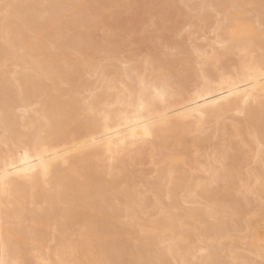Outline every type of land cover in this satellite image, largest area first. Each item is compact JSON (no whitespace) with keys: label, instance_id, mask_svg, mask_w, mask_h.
I'll return each instance as SVG.
<instances>
[{"label":"bare ground","instance_id":"1","mask_svg":"<svg viewBox=\"0 0 264 264\" xmlns=\"http://www.w3.org/2000/svg\"><path fill=\"white\" fill-rule=\"evenodd\" d=\"M39 1L40 0H0V5L14 6L7 10V25H5V13L0 17V52L4 51L2 52L3 54L5 53L4 49L14 50V53H11L9 59H15L20 68L17 80L11 82V84L16 85L20 90V101L9 98L13 100V102L8 101L6 103L4 99L5 93L2 72L5 60L3 59L4 61H2L3 65L0 63V129L2 131L0 134V174L8 176V187L6 189H0V260L3 261V264H69V261H73L74 264H96V262L101 259H107L109 257L116 258L126 253V255H128V252L132 253L129 254L132 258L130 260L132 261H144L147 255L150 256V253H155V251L144 248L143 246L138 247L136 243H134L136 248H132L134 247L132 242H130L129 245H133L131 249L136 251V253L134 252L136 255H133L132 250L127 251L129 249L127 247L129 238H127V240L125 236L133 237L134 235V232H129V229L126 235H122L127 242L122 241L123 237L117 234L118 240L115 242L109 237H102L100 235L102 231L95 228L96 223L93 227L91 226V220L88 218H85L86 220L84 222H79L80 220L78 218L80 216L79 213L81 211L83 212V210L85 211V207L87 206L86 204L80 206L81 202L84 203L89 200L87 194H89L90 188L88 185H85L87 184L85 181L88 182L89 170H92V172L94 170L97 175H100L103 173L104 169H106L108 175L113 178L109 184L116 187L115 184L117 181L125 174V168L139 161L145 151L148 152L145 150L147 149L146 145L138 150L134 158H130L126 155H119L118 153L123 150V145L130 144L134 135H141L145 124L159 123L163 118L173 125L172 132L170 135L158 136L156 140L151 142L149 144L150 148L148 153L150 161L154 164H158V167L160 165L157 169V180L154 183L149 182V184H147L148 182L146 180L144 181V172L141 173L139 171L138 173L141 174L140 178L144 181V187H149L146 189L147 191L141 193V191L136 192L130 190V187L128 188L129 178H125V180L123 179L124 181L122 180V190H124V187L126 189L115 193L114 200L118 201L121 206L126 205L133 208V215L136 217L138 223L144 225L145 223L142 222L144 217L142 218V215H146L144 210L146 207L148 208L147 203L149 195H153L156 199L154 207L157 204V200L162 202V193L167 198L171 196V200H173L171 205H166L164 203L166 206L183 210L184 206L182 205V208L179 204V200L182 198H179L181 196H179V192L183 189H185V193L189 195V203H195L196 197L205 199V196L209 193L217 194L210 199L206 198L207 201L209 200L208 207L199 209L197 215L204 218L209 213H213L217 215L221 221L220 227L204 234L205 244L214 249L213 259L221 264L225 259H222V254H224L222 253V251H224L222 247L227 244H225L226 241L222 234L227 232V230H225L227 228H224L225 218L226 224L229 222L228 220H230L227 210L230 204L227 205L225 200L229 199L228 196L231 195L235 188L230 189L229 187L228 195L224 197L219 196L220 193H223L224 189L212 192L211 185H214L221 158L228 160V156L226 150L213 147L214 155H211L212 158L210 156V160H206L207 164H205V166L207 165V172L209 174L208 178L205 181L195 180L192 176V172L190 176H187L189 173L185 174V172H187L185 171V166H190V169L192 168L191 166L197 163L195 161L193 162L185 151V148L188 146H185L187 143V135L192 132H202L204 128L199 126L198 117L185 121L179 118L177 114L187 111L189 108H196L208 115L209 120L207 124L215 123L218 125L223 120L222 118L229 114L238 115L237 107L238 104L242 103L245 90L256 97H259L261 92L264 91V77H262L260 73V64L261 61L264 60V51L256 55L257 51H259L258 49H264V32L261 29V12L254 9L251 11L249 8L246 10L244 9L246 7H240L242 1L239 3V0H217L216 4H213L214 6L216 5L215 9L223 5H237L238 7L230 8L223 6L220 9L223 13L222 16L224 15V18H226V23L224 20L222 24L219 23L220 32L217 31L219 35H217L216 43L217 45L219 44L220 49L224 51H215L214 55L211 54V57H204V61L202 60L203 70L214 86L211 93L205 92L202 97L194 96V87L186 93H177L174 97L169 95L164 101L157 99L151 109L145 108L141 111L139 103L129 108L124 104L125 90L128 92H135L137 95L142 92L145 96L151 98L156 95V92L161 91L163 85L158 75V70L147 73V67L145 66L148 65L149 62H143L145 64L144 70L141 69L143 66L140 67L139 64L138 67H131L127 71H125L124 67L121 69V66L120 68L118 66L106 79L101 78L98 80L101 92L99 90V93L95 94L102 102L109 105L105 112V116L101 118L98 115L92 116L87 114L86 110L77 103L67 105L64 102H59L60 100L57 99L59 96L55 95V89L59 88V86H56L57 84H62L60 81L56 82L55 88L50 89L52 92H55L54 95L49 92L42 100L39 98L40 101L31 102L29 100L31 96L38 92L35 87L36 81L34 74H46L50 70L47 64H37L35 62L34 53L38 51L36 43L37 38L32 36L27 39V34L29 32L34 33V29L31 28L33 27L34 21L38 19L41 12L44 11L41 8L34 7L40 5ZM43 1L45 3L48 1L50 4H62L65 0H42L40 2ZM88 1L89 0H80L78 4H86ZM167 2L164 3L167 4ZM206 8L207 7L203 6L200 13L203 14ZM201 14H199L198 17ZM205 21H209V17L206 15L199 17V22ZM177 22L178 21H176V23ZM50 41L51 40H49V42ZM234 41L239 42L233 43ZM45 43L46 42L41 41L39 48H42L47 53L48 57L52 58L53 55H49V48L48 50L44 48L46 45ZM225 43L230 44L227 49L221 47V44ZM233 52L243 53L242 56H240V60L238 59L233 71L231 70V72L229 71L219 75H213L212 73V75L207 74L206 71L208 70L206 68L211 67L210 69L208 68L210 71L216 66L215 64L220 63L221 65L223 59ZM249 65L251 66L250 72L247 70ZM219 72L221 71L219 70ZM78 82L80 83L81 81H74L73 84H78ZM118 85H120L121 88H118ZM75 87L77 88L78 86L76 85ZM115 89H118V92H114L115 94L111 93V91H115ZM8 91L10 92V90ZM230 91L238 92L239 95L229 96ZM92 92L94 93V91ZM224 97H228V99L226 100ZM193 101L194 103H192ZM122 104L123 107H121ZM5 112L7 113V117L4 115ZM165 113H167V115H164ZM243 115L244 118L242 117V120H233L234 124L232 128L222 123L221 127H217V131L220 133L222 132L221 135L227 133L228 136L242 137V135H245L247 139L250 138L248 145L250 148H252L253 145L255 146L254 160H256V162L253 161L259 163L262 167L259 168L260 170L256 168L258 171H252L255 173L254 176L247 175L248 178L245 189L248 195L252 194V197L257 195L258 198L256 200L258 201L261 199L263 202L264 150L262 148H264V140L259 136L253 137L250 135V128L255 127L258 129L260 127L262 120H264V112L261 111L257 103L252 105ZM80 116L85 117L83 118L85 122H83L84 120L82 121L83 123L81 122L82 118ZM80 122L84 124L81 128L77 127ZM42 132L54 136L55 148L60 150L63 157L73 161L71 167L66 168L62 163L57 166L49 175L47 182L44 181L39 163L34 161L31 156L29 160L25 162L22 157V152L20 151V148L26 140L34 141L35 137ZM100 137H103L102 143L99 140ZM93 141H95V143H93ZM202 141L203 140L197 136L191 141V145L198 146ZM171 142L172 144L169 145ZM109 144H111V151L114 154V161L112 163H109L110 160H113V157L108 155ZM251 152L252 150L250 151V149L249 151L244 150L240 153V156L243 158H239L240 160H237V163H232L231 161L233 165L229 167V169L234 172L232 180L241 177L238 175H243V173L241 174L240 172V166L242 163L244 164L245 161H249L250 156L251 158L253 157ZM97 160L101 161L103 166L102 164H99V166L96 165V163L93 164V162ZM232 160H234V158ZM12 164L16 165L15 170L9 167ZM216 164H219V166L217 167ZM6 168H8L7 173H5ZM22 168L32 169V172L29 174L35 176L34 182L29 183L22 178L23 174H16L17 171ZM95 173L94 176L97 178ZM251 177L255 180L254 185L248 181ZM105 193L106 187L103 186L97 189L96 195L104 197ZM217 196H219V199ZM110 202L108 204L113 207V204ZM183 202L185 201L183 200ZM141 203L143 204L142 208L139 207ZM237 204H239V202ZM61 205L64 207L66 206V208H62ZM260 207L261 204L257 212H261L262 217L260 221L249 222L247 226L244 225L245 230L248 229V235L244 238V241H247L248 249L252 254H255V258L256 256H264V208ZM95 212L93 216L96 215L95 218L100 219L103 212L100 210L98 211V209ZM117 213L119 215L123 213V219H125V221L128 219V213L123 207L120 208ZM75 219L78 221L77 223H74L76 222ZM245 222H243V224ZM99 224L97 223V225ZM123 224L127 226L124 221ZM147 224L148 225L144 226H159L161 230H163V228L167 226V221L165 219L151 220ZM75 226L77 227L76 233H73ZM111 226L113 225L111 224ZM51 227H53L52 236L49 234L51 233L49 232V228ZM176 227L179 228V225L177 224ZM115 229L113 230L114 232ZM223 229L225 232H222ZM70 233H73V235L78 234L79 238L77 239H79V241L77 240L75 243L69 244L67 241L69 239L65 236ZM50 238L52 245L45 247V242H48ZM236 238L233 243L230 242V244L226 246L228 251H224L229 253H225V257L227 254L228 257L230 255L232 264H238V257H236L235 252L239 246H237V248L235 246L236 244L239 245L241 238H237V240ZM235 241H237V243ZM111 242H115V245ZM109 243L112 245H109ZM108 246L111 248L113 247L112 250L111 248H107ZM107 249L111 250L109 254L111 256L106 253L107 251L109 252ZM155 255V259H157L158 256L156 253ZM152 256L154 255L152 254ZM245 257L244 260L242 259L244 263L245 261L248 262L247 257ZM167 258L172 260V264H175L177 260L183 261L186 257L177 254L174 257ZM150 259L153 260V258L149 257V260Z\"/></svg>","mask_w":264,"mask_h":264},{"label":"snow or ice","instance_id":"2","mask_svg":"<svg viewBox=\"0 0 264 264\" xmlns=\"http://www.w3.org/2000/svg\"><path fill=\"white\" fill-rule=\"evenodd\" d=\"M5 25L8 20V9L12 5H4ZM43 9L38 19L34 21V36L37 38L38 51L34 53L35 62L37 64H47L49 72L46 74L35 75V87L37 88L41 100L45 97L49 89L55 88L57 81L62 83V87L55 89L56 95L61 97L67 105L73 103L79 104L86 110L87 114L99 116L103 118L109 105L102 102L95 93H86L78 90L73 82L81 81L83 78L99 80L107 78L119 65H123L125 71L130 67H134L139 62H150L154 69H158V75L162 82L161 91L156 92L154 97H147L142 92L137 95L135 92L125 90L124 104L129 108L139 103L141 111L145 108L151 109L157 99L164 101L169 95L175 96L177 93L183 92L187 87L190 74L186 71V56L183 48L179 43H173L166 39V34L171 27V20L165 16H152L140 30H123L109 32L107 27L106 13H99L95 10L109 6L91 5V4H45L34 6ZM123 7L135 8V5H125ZM146 7H162V8H182L190 7L187 5H162V6H146ZM236 8L237 5L224 6ZM248 8H255L256 5H247ZM262 17V31H264V0L259 5ZM85 19H90L92 25L97 29H104L108 32V38L99 46L95 45L89 35H86L85 28L82 27ZM219 20L217 26L219 27ZM226 23V18H224ZM188 27L184 30L189 35L196 32L199 35V28L202 23L198 24L195 17L190 19ZM184 32L180 35L183 36ZM52 41L51 49L55 53V57H48L47 53L39 48L40 42ZM234 41L233 43H238ZM191 44V40L189 41ZM230 44H221V47L227 49ZM193 51L197 57H201V53L196 50L193 45ZM68 53H71L69 56ZM202 58V57H201ZM198 78L195 84L194 96L202 97L205 92L211 93L213 84L203 70L200 60L196 63ZM247 70L251 71L249 65ZM3 87L6 103L9 100L10 82L16 81L20 73L18 62L15 59H9L7 53L3 65ZM260 73L264 77V60L260 64ZM202 81V83H201ZM222 86V85H220ZM239 95L238 92H229V96ZM228 99V97H224ZM194 103V101L192 102ZM259 104L261 111L264 112V91L259 97L245 90L242 103L238 104L237 114L243 115L254 104ZM123 107V104L121 105ZM5 117L7 113L5 112ZM164 115H167L165 113ZM179 118L187 121L199 118V126L207 127L208 115L196 108H189L187 111L177 114ZM173 125L161 119L159 123L145 124L141 135H134L130 144H124L123 150L119 155H126L134 158L138 150L150 144L161 135H170ZM250 135L259 136L264 140V120L260 127L250 128ZM99 140L103 141V137ZM95 143V141H93ZM23 160L26 162L30 156L34 161L39 163L42 169L44 181L51 172L61 163L67 168L71 167L73 161L61 155L60 150L55 148V137L47 133H40L35 137L34 141H25L20 148ZM108 155L113 157L109 163L114 161V154L111 151V144L108 145ZM7 163V162H6ZM16 169V165L9 166ZM8 168L5 169V173ZM32 169L22 168L17 171V175L23 174L22 178L29 183L34 182L35 176L29 173ZM234 172H232L225 158H221L219 170L217 171L214 186L223 188V193L219 196L226 197L231 184ZM8 187V176L0 174V189ZM244 195L243 190L240 193ZM214 193H209L212 198ZM219 196L217 198L219 199ZM168 205H171V196L168 198ZM124 208L128 213V219L125 221L127 227L134 232V238L137 246H143L149 250L155 251L158 258L151 261H129L119 258L101 259L96 264H172V260L167 257H174L177 254L184 255L183 261L177 260L175 264H219L213 259L214 249L205 244L204 234L220 227L221 221L217 215L209 213L206 217L201 218L197 215L199 209L208 207L207 200H201L196 197L195 203L185 202V208L173 209L166 206L159 200L152 210L154 214H158L156 218L165 219L167 226L161 230L159 226L145 227L142 223H138L133 215V208L126 205L121 206L117 201L111 211L115 215L120 208ZM139 207H143L141 203ZM228 213L231 220L232 229H238L240 221L243 219V209L239 204L228 206ZM179 225V228L176 225ZM211 243V242H209ZM198 249V250H197ZM0 264L3 261L0 260ZM69 264H74L69 261Z\"/></svg>","mask_w":264,"mask_h":264},{"label":"rangeland","instance_id":"3","mask_svg":"<svg viewBox=\"0 0 264 264\" xmlns=\"http://www.w3.org/2000/svg\"><path fill=\"white\" fill-rule=\"evenodd\" d=\"M40 1H42V0H40ZM40 1H39L40 5L50 4L48 1H46V3L44 1L43 2H40ZM79 1L80 0H72V1L71 0H65L62 4H64V5H74V4H78ZM216 1L217 0H210V1L209 0H207V1L206 0H89L88 3H86V4L109 6L107 8L102 7L100 9L95 10V11H97L99 13L109 14V15H107V27H108L109 32H111V31H123V30H140L143 27L144 24L149 22V20H150V18L152 16L159 17L162 14L167 16L171 20L172 23H171V27H170L168 33L166 34V39L168 41H170V42H173V43H179L180 46L183 48V50L185 52L186 59H187L186 60V71L190 74V79H189V82L187 84V87L183 91V92L186 93L187 91H190L191 89H193L195 84H196V80L198 78V73H197V70H196L197 61L200 60V62L203 63L204 57H206V58L207 57H211V54L214 55L215 51L216 52L224 51V50H221L219 44L217 45V43H216L217 35H219V32H220L219 31L220 25L218 27L217 26V22H218V18H220L219 23L220 24L223 23L224 15L222 16L223 13L221 12L220 9L224 5L222 7L220 6L218 9H215L216 5L214 6L213 4H216ZM240 1H242V2L240 3ZM164 2H167V4L164 3ZM152 3H155V4H152ZM239 3H240V7L242 6V8L246 7L247 5H256L257 7L249 8V10L252 11L254 9V10H258V12H260L259 5L261 3V0H245V1L244 0H239ZM163 4L164 5L165 4L166 5H187V6H190V7H182V8L146 7V6H153V5L154 6H162ZM125 5H135V6H138V7H135V8L123 7ZM203 6L207 7V8H206V11H203V14H201L200 11H201ZM244 9L248 10V7L244 8ZM5 10L6 9H5L4 5L1 4L0 5V17L5 13ZM177 10H178V12H177ZM204 12H206V13H204ZM219 13H220V15H219ZM199 14H201L200 16H205L206 15L207 17H209V21H207V22L206 21L205 22H199V17H200V16L198 17ZM193 17H195L196 20L198 19L197 20L198 24L202 23V25H203L202 26L203 29L201 27L198 29L199 30V35H197L196 32H193L191 35H189L187 32H184V30L188 27V23L187 22L190 19H192ZM221 17H222V19H221ZM176 21H178V22L176 23ZM90 22H91L90 19H85V21L82 24V27L85 28L86 35L90 36V38L94 42V44L99 46L108 38V32H106L104 29L95 28V26L92 25V23H90ZM28 25H29V23H28ZM31 28H33V27H31ZM261 29H262V24H261ZM217 31H219V32H217ZM181 32H184L183 36L180 35ZM27 35H25V36H27V39L31 38L32 36H34V34L32 32L31 33L29 32ZM263 35H264V33H263ZM190 40H191V44L189 43ZM48 42L45 43L46 45H45L44 48H46L47 50L49 48V55L51 54V55H53L52 57H55V53L50 48L51 47L50 43H52V41H50L49 43ZM182 45H184V46H182ZM193 45L196 47V50L201 53V57L202 58L196 56V52L193 51ZM4 50H5V53H3L4 55L2 54V52H4V51L0 52V58H1L0 59V63H1V65H3L2 61L5 60L6 52H7V55H8L9 58L11 56V53H14V50L12 51L11 49H9V50L8 49L7 50L4 49ZM258 50L259 51H257V54L255 53L256 55H258V53H261V51H264V49H258ZM242 54L243 53H238V52L231 53V55H228L227 57H225L223 59V61H222L223 63L221 64L222 66L220 65V63H217V64H215L216 66H214L212 68V70H210V71H209V69L211 67L210 68L208 67L209 69L206 68L209 71V72L206 71L207 74H209V75H212V74L213 75H219L221 73H227L229 71L231 72V70L233 71L234 67L236 66V64L238 62V59L240 60V56H242ZM68 55L70 56L71 53H68ZM188 63H190V64H188ZM138 64L140 65V67L143 66L141 68L142 70L145 69L144 68L145 64L143 62L137 63L134 67H138ZM120 66H121V69H123V65H119V68H120ZM145 67H147V73H151V71L153 72V71H157L158 70V69H154L152 63H150V62ZM219 70L221 72H219ZM87 79L88 78H86V77L83 78L81 80V82H80L81 84L78 82V84H74V86L77 85L78 86L77 89L82 91V92L93 93L92 91H94V93H99L100 86H99L98 80H96V79H88L87 80ZM56 86H59V88H60V87H62V84H57ZM119 86L120 85H118V88H121V86L120 87ZM9 90H10L9 96H11L9 98H11L13 100L16 99V100L20 101V98H19L20 97L19 96L20 95V90L18 89V87L16 85H14V84H11V82H10ZM49 90H48L47 93L50 92V94L54 95L55 92H52L51 90L50 91ZM100 92H101V90H100ZM114 92L117 93L118 89H115V91L114 90L111 91V93L115 94ZM39 96H40V94L37 92L35 95L31 96L29 98V100L31 102L40 101L41 98ZM11 99H9L8 101H10V102L12 101L13 102V100H11ZM57 99L60 100L59 102H63L61 97H57ZM19 101H15V102H19ZM28 114H30V113H28ZM28 117H29V115H28ZM80 117L79 118L81 119V122L83 120H84L83 122H85V119H83L85 117H82V116H80ZM242 117L244 118V115L242 116V115L229 114L228 116L222 118L223 120L221 119L222 121L218 125H216L215 123L207 124L206 128L203 127L204 129L202 130V132L200 131V132L189 133L187 135V143L185 144V146H187V145L188 146L185 148V151H186L187 155L190 156L191 160H193V162L194 161L197 162L198 164L196 163L194 166H191L193 168V170H192V168L189 169L190 166L189 167L185 166V171H187V172H185V174L189 173V175H187V176H190V174L192 172V176L195 178V180L205 181L208 178V176H209V174L207 172V165L205 166V164H207L206 160H208V159L210 160V156L214 155L213 154L214 153V148L213 147H216V148L222 149V150H226V153H227V156H228L227 158L229 160V161L227 160V164L229 165L228 167H231L233 165V164H231V161H232V163L233 162L237 163V160L239 161L241 158H243L242 156H240L241 152H243L244 150L245 151H249V149H250V151L252 150L251 155L253 157L251 158V156H250V158H249L250 159L249 161H252V162L245 161L244 164L243 163L241 164L240 172H241V174L243 173V175H238V176H241V177H237L236 179L231 180V184H230L231 186H229V187H230V189L231 188L232 189L235 188V190H233L231 195L228 196L229 199L225 200L227 202V205H229V204L232 205L233 203L237 204L239 202V205L242 207V209L244 211L243 212L244 213L243 219L240 221V225L242 227L240 226L236 230L232 229V225H231V222H230L231 220H228L229 222H227V224H226V218H225L224 228L225 227L227 228V229H225V230H227V232H225L224 229H223L222 232H225V233H222V232L221 233L223 234V238L226 241L225 244L227 243L226 245H223L224 247L228 246L230 244V242L233 243L234 239L236 237L237 238H241V242L238 240L239 241V245L236 244V246H235L236 248H237V246H239L237 248L238 251L236 250V252H235L236 257H238V260H240V261L237 260L238 264H247L249 262V260H250V262L248 264H254L256 262H257L256 264H264V256H262V255H261V257L256 256V258H255V256H254L255 254H252L249 251V249H248L247 241H244V238H246V236L248 235L247 234L248 229L245 230L244 225L247 226V224L249 222L260 221L262 216H261V212L257 213L259 211L258 207L261 204L260 208H264V201L262 202V200L259 199L258 201H260V202H258L256 200L258 198V196L255 195L257 197L253 196L254 197L253 198L252 194L248 195L247 192H246V189H245L246 188V183H247L246 181H247V178H248L247 175L248 176L249 175L254 176L255 173H253V172L260 170L259 168L262 167L261 165H259V163H255L256 162V160H254L255 159V156H254L255 155L254 154L255 153L254 152L255 146L254 145L252 146L253 149L250 148V146L248 145L249 142H250V138L247 139L245 137V135L244 136L242 135V137L241 136H237V137L236 136H228L227 133H225V135H224V133H223V135H221L222 132L220 133V132L217 131V129H218L217 127H219V126L221 127L222 123L224 125L226 124V126H228L229 128H230V126L232 128V126L234 124L233 120H236V119L237 120H242L243 119ZM80 123H78V125H77V127H79V128H81V126L84 125V124H82V123L80 124ZM1 133H2V131L0 129V134ZM216 134L218 135V137H217ZM197 136L199 138H201L203 141L198 146L191 145V141H193L194 138H196ZM216 137H217V139H216ZM171 144H172V142L169 145H171ZM146 148L147 149H145V150H147L148 152L145 151L144 155L141 157V159H139V161L133 163L132 166L128 165L127 166L128 168L127 167L125 168V171H124L125 174H123L120 177L119 181H117V183L115 184L116 187L114 185L109 184L113 180V178L108 175V172L106 171V169H104L105 172L103 171V173H101L100 175H97L94 170H93V172H92V170H89L88 179H87L88 182L85 181V183H87V184H85L83 182L85 185H88V187L90 188V189L88 188L89 189V194H87L88 195L87 197H88L89 200H87L84 203L81 202V204H80V206H82V204H86L87 206L86 207L84 206L86 208L85 211L83 210L84 213L82 211L79 213L80 216H79L78 219L80 221L76 218L79 222H82V221L84 222L86 220L85 218H88L89 220H91V226L94 227L95 223H96L95 228H97L100 231H102L101 234H100L102 237H109V238H111V240H114L115 242L118 240L117 239V235L118 236H122V235L124 236V234L126 235V233L128 232V229H129V232L133 233L131 228H129L127 226H124L125 224H123V221L125 222V219H123L124 218L123 217V213H122V215L121 214L119 215L118 213H116L117 215L116 214L114 215L112 213L111 209L114 206L117 205V201L114 200L115 193L124 191L126 189L124 187V190H122L123 189L122 183L125 180V178H127V179L129 178L128 179L129 180L128 188L130 187L129 188L130 190H134L136 192H138V191L140 192L141 191V193L146 192L147 191L146 189L149 188V187H146V186L144 187L143 184H144L145 180L148 182V183L146 182L147 184H149V182L150 183H154L157 180V177H158L157 169L160 167V165L158 167V164H154V163H152L150 161V159L148 157L149 148H150L149 144L146 146ZM262 149L264 150V148H262ZM237 155H238V157H237ZM212 156H211V158H212ZM233 158H234V160H232ZM98 161L99 160H97L96 162L94 161L93 164L96 163V165H98V166H99V164L101 165L102 162L99 161V162H101V163H99ZM102 166H103V164H102ZM218 166H219V164L217 165V167ZM256 168L258 170H256ZM139 171L141 173L144 172L143 173L145 175L144 181L140 178L141 174L138 173ZM251 172H252V174H251ZM89 173H91V174H89ZM94 173L97 175L96 176L97 178H95ZM114 175H115V173H114ZM89 176H91L92 178L89 177ZM98 176H100V177H98ZM131 176H134V177H131ZM142 181H143V183H142ZM248 181L252 185L255 184V180L252 177H251V179H248ZM106 183H108V184H106ZM103 186L106 187V193H105L104 197H100V196L96 195L97 189L102 188ZM222 189H223L222 187L221 188H216L214 185H211V191L212 192L213 191L214 192L215 191H219V190H222ZM242 190L245 193L244 195L240 194ZM185 192H186L185 189H183V190H181L179 192V196L181 195L179 198L182 197L181 200H179L180 201L179 204L181 205L182 208H183V206L185 208V202L186 201L187 202L190 201V199L188 197L189 196L188 193H185ZM105 196H107V197H105ZM152 196L153 195H151V196L149 195V197H148V203H149V204L147 203L148 208L146 207V209L144 210L145 211L144 213L146 215H142V218L144 217V219L142 220V222L145 223L144 225H148L147 223L150 222L151 220L152 221L153 220H159V218L156 219L157 214H154L153 211H152V209H154L155 200H156L155 197L154 196L152 197ZM161 198H162L161 199L162 203L163 204L165 203L166 205H168V198L162 193H161ZM185 198H186V200H185ZM206 198L210 199L209 198V194L207 196H205V199ZM205 199H201V200H205ZM253 199H255V200H253ZM183 200L185 202H183ZM89 201H91V202H89ZM93 201H94V203H93ZM108 201L109 202L111 201L110 203L113 204V207L110 204H108L109 203ZM172 202H173V200H171V204H172ZM96 203H97V205H96ZM190 203H192V202H190ZM102 204H103V206H102ZM208 204H209V200H208ZM225 205H226V203H225ZM61 206L64 209L66 208V206L65 207L63 205H61ZM88 207L89 208L91 207V208L89 209ZM97 209H98V211L99 210L102 211L103 214H104V215L102 214V217L100 219L95 218L96 215L93 216V214L96 213L95 211ZM82 218H83V220H82ZM76 219H75V221H76ZM78 221H76L74 223H77ZM103 221H107V222H103ZM120 221H121V223H120ZM99 222H100V224H99ZM243 222H245V223L243 224ZM97 223L99 225H97ZM111 224L113 226H111ZM50 225H52V224H50ZM114 226H115L116 229L114 228ZM51 228H49V230H50L49 232H51L49 234H51V236H52L53 227H51ZM76 229H77V227L75 226L73 233H76L75 232ZM114 229H115V232L113 231ZM73 233L72 234L70 233L69 235L67 234L65 236V237H67L69 239V240H67L69 242V244L75 243L77 240L79 241V239H77V238H79L78 234L77 235L76 234L73 235ZM221 233H220V236L222 235ZM125 237H126V239L129 238V241L127 243L128 244L127 247L129 249L127 251L132 250L133 251V255H136L135 254L136 251L134 249H131V246L134 245V247H132V248H136L135 246L137 245V244L136 245L134 244V243H136L134 235H133V237L132 236L131 237L125 236ZM125 237L122 238V241L127 242V241H125L126 240ZM237 238H236V240H237ZM242 239H243V241H242ZM50 240H51V238L48 240V242L47 241L45 242V245H46L45 247H49V246L52 245ZM224 240H223V242H224ZM115 242L114 243L111 242V243H113V245H115ZM130 242H132L133 245L132 244L129 245ZM235 242L237 243V241H235ZM111 243H109V245H112ZM224 247H222L224 249V251L227 250V247L226 248H224ZM107 248H111V247L108 246ZM112 248H111V250H112ZM107 250H109V252L107 251L106 253H108V255H109L111 253L110 252L111 250L110 249H107ZM224 251H222V253H224V254H222V259L225 258L224 259L225 261L223 260L225 263L222 261L221 264H232V261L230 260V255L228 257L229 253L228 252H224ZM130 253L131 252H128V255H126L127 254L126 253L125 255H121V256L116 257V258H119V259H125L126 258L127 260L132 261V260H130V259H132L131 255H129ZM225 253H228L226 257H225ZM152 254L154 256H152ZM245 255L247 257L248 262L245 261V263H244L242 261L244 260ZM263 255H264V253H263ZM109 256H111V255H109ZM148 256L149 255H147V257ZM121 257H123V258H121ZM132 257H134V256H132ZM147 257L144 258L145 259L144 261H147V260L150 261L151 259L149 260V257L153 258V260H154L156 258V255H155V253H150V256L148 258ZM262 257H263V259H262ZM109 258H111V257H109Z\"/></svg>","mask_w":264,"mask_h":264}]
</instances>
